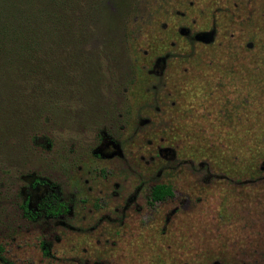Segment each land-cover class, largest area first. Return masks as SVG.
<instances>
[{
  "label": "rangeland",
  "instance_id": "rangeland-1",
  "mask_svg": "<svg viewBox=\"0 0 264 264\" xmlns=\"http://www.w3.org/2000/svg\"><path fill=\"white\" fill-rule=\"evenodd\" d=\"M49 188L66 211L27 218ZM0 245L264 264V0H0Z\"/></svg>",
  "mask_w": 264,
  "mask_h": 264
},
{
  "label": "flooded vegetation",
  "instance_id": "flooded-vegetation-1",
  "mask_svg": "<svg viewBox=\"0 0 264 264\" xmlns=\"http://www.w3.org/2000/svg\"><path fill=\"white\" fill-rule=\"evenodd\" d=\"M39 186H41V183ZM26 203L28 208L32 211V214L36 217V219H31L24 213V215L31 220H37L39 218L57 219L66 211L65 204L60 202L59 194L52 188L47 189L45 194H43L36 203L33 202L31 196H28L23 205ZM52 207H55L56 214H49V210H51Z\"/></svg>",
  "mask_w": 264,
  "mask_h": 264
},
{
  "label": "trees",
  "instance_id": "trees-1",
  "mask_svg": "<svg viewBox=\"0 0 264 264\" xmlns=\"http://www.w3.org/2000/svg\"><path fill=\"white\" fill-rule=\"evenodd\" d=\"M43 26V25H42ZM48 30V26L46 27H40L39 30ZM38 31V29L32 31L31 30V26H30V29L28 30V34L30 35L29 37H31V35H33L34 32ZM29 38H27L28 40ZM34 48V46H33ZM48 61L45 62L44 60V63L42 64V68L43 67H47L48 66ZM34 69H31V71H33ZM68 77L67 75L65 74H61L60 77ZM174 196V189L172 186L170 185H166V184H158L156 186L153 187V189L151 190V194H150V204L151 205H154L156 203H162V202H165L167 199L169 198H172ZM23 210H24V213L26 214L27 217L31 218V219H36V217L32 214V211L28 208V205L27 203L23 205ZM56 214V210H55V207L51 210H49V214ZM44 250L45 247H44ZM3 247L0 245V262H4L5 259L3 257Z\"/></svg>",
  "mask_w": 264,
  "mask_h": 264
}]
</instances>
